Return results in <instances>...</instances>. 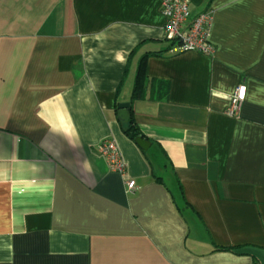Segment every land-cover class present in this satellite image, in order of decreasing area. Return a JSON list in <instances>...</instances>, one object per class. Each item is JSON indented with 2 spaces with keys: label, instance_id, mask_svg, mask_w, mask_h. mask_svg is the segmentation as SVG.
<instances>
[{
  "label": "crops",
  "instance_id": "obj_1",
  "mask_svg": "<svg viewBox=\"0 0 264 264\" xmlns=\"http://www.w3.org/2000/svg\"><path fill=\"white\" fill-rule=\"evenodd\" d=\"M189 6L214 53L165 40L162 0H0V264H264V0Z\"/></svg>",
  "mask_w": 264,
  "mask_h": 264
},
{
  "label": "built area",
  "instance_id": "obj_2",
  "mask_svg": "<svg viewBox=\"0 0 264 264\" xmlns=\"http://www.w3.org/2000/svg\"><path fill=\"white\" fill-rule=\"evenodd\" d=\"M162 12L165 17L163 31L166 41L179 45L183 51L214 53L215 47L209 41L211 11L206 10L191 17L189 0H162ZM246 95V84H240L231 96V103L227 109L229 115L239 116ZM98 152L105 158L111 170L126 174L127 165L115 140L105 138L100 141ZM126 186L128 192H133L136 187L135 180L129 179Z\"/></svg>",
  "mask_w": 264,
  "mask_h": 264
},
{
  "label": "trees",
  "instance_id": "obj_3",
  "mask_svg": "<svg viewBox=\"0 0 264 264\" xmlns=\"http://www.w3.org/2000/svg\"><path fill=\"white\" fill-rule=\"evenodd\" d=\"M171 45H175V43H171ZM145 84H146V72H145V57H144L141 60V64L139 66L136 84H135V90L133 93V99L140 98L143 95V89H144ZM126 127H127L126 134L131 139L135 140L137 136H140V135L143 136L141 132L139 131L138 127L136 126L133 115L131 116V119L128 125H126Z\"/></svg>",
  "mask_w": 264,
  "mask_h": 264
},
{
  "label": "water",
  "instance_id": "obj_4",
  "mask_svg": "<svg viewBox=\"0 0 264 264\" xmlns=\"http://www.w3.org/2000/svg\"><path fill=\"white\" fill-rule=\"evenodd\" d=\"M118 118L120 120V123L122 125H128L130 119H131V103L124 102L120 103L118 105V111H117ZM125 130H127V127H125ZM135 142L139 145V147L143 150H147L150 146V141L146 140L143 136H137L135 138Z\"/></svg>",
  "mask_w": 264,
  "mask_h": 264
},
{
  "label": "rangeland",
  "instance_id": "obj_5",
  "mask_svg": "<svg viewBox=\"0 0 264 264\" xmlns=\"http://www.w3.org/2000/svg\"><path fill=\"white\" fill-rule=\"evenodd\" d=\"M168 42V41H167Z\"/></svg>",
  "mask_w": 264,
  "mask_h": 264
}]
</instances>
